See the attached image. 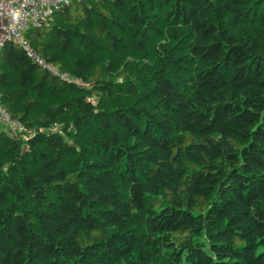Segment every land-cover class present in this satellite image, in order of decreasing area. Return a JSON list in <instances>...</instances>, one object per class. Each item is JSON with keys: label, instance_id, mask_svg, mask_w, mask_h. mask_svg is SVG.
<instances>
[{"label": "trees", "instance_id": "16d2710c", "mask_svg": "<svg viewBox=\"0 0 264 264\" xmlns=\"http://www.w3.org/2000/svg\"><path fill=\"white\" fill-rule=\"evenodd\" d=\"M24 35L52 70L0 48V264H264V0H70Z\"/></svg>", "mask_w": 264, "mask_h": 264}, {"label": "built area", "instance_id": "2783aa9c", "mask_svg": "<svg viewBox=\"0 0 264 264\" xmlns=\"http://www.w3.org/2000/svg\"><path fill=\"white\" fill-rule=\"evenodd\" d=\"M69 2L70 0H0V48L4 42L11 41L22 47L36 64L46 70H52L32 49L24 34L28 28L40 25ZM58 74L66 80L69 79L63 73ZM0 122L15 127L20 125L5 110L1 98Z\"/></svg>", "mask_w": 264, "mask_h": 264}, {"label": "rangeland", "instance_id": "374dc122", "mask_svg": "<svg viewBox=\"0 0 264 264\" xmlns=\"http://www.w3.org/2000/svg\"><path fill=\"white\" fill-rule=\"evenodd\" d=\"M6 128L12 133L16 134L17 132L21 131L23 127L21 125L18 126H11V125H6Z\"/></svg>", "mask_w": 264, "mask_h": 264}]
</instances>
